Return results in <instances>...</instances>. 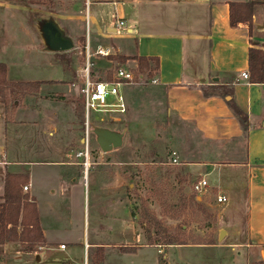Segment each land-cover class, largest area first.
I'll use <instances>...</instances> for the list:
<instances>
[{"label":"crops","instance_id":"0c3cea01","mask_svg":"<svg viewBox=\"0 0 264 264\" xmlns=\"http://www.w3.org/2000/svg\"><path fill=\"white\" fill-rule=\"evenodd\" d=\"M20 1L34 5L48 0ZM49 1L59 7V2L64 3L62 17L67 24L73 18L78 24L86 22L87 16L92 34L91 40H86L85 50L91 54L97 50L108 52L107 57L93 55L91 67L97 64L96 60L101 59L107 64L112 61L110 57L117 55V58L126 57L132 61L138 57L157 59V86L164 91L166 110L192 126L201 139L241 145L242 157L238 162L182 165L202 167V177L205 180L211 177L207 180L209 190L221 192L228 199L216 216V224L220 226L218 232H224L228 246L223 254L244 253L264 260V82L251 83L248 71L249 48L264 51V0ZM247 2L257 3L253 8L250 32L246 24L236 27L229 24L228 3ZM8 8L9 1L0 0V17L8 16ZM48 14L56 15L54 12ZM69 17H73L71 21H68ZM119 22L122 25L117 26ZM70 29L73 31L74 26ZM82 37L77 34L74 38L75 46L80 50L77 40ZM81 71L76 66L72 73L77 77ZM241 73H247L248 79H241ZM37 81L49 80L23 82ZM203 86L215 89L216 93L204 96ZM221 87L232 89L235 104L248 117L247 131L242 130L225 100L219 96ZM23 112L18 114V124L9 126L5 109L0 104V204L5 176L26 177L27 182L20 186L21 192L35 206L43 241L32 250L24 249L19 242L0 241V264H6L10 259L12 264H89L88 252L94 251L102 252V264H108L109 258L112 264H122L123 258H129V264H158V256L156 253L153 257L148 255L147 251L152 247L145 243L135 245L127 241L111 245L100 242L97 239L99 232L106 235L110 232L108 218H95V231L91 237L84 231V243L65 239L75 226V220L79 219L75 215L81 213L82 185L71 173L70 163L28 159L8 149L7 139H45L38 124L25 119L29 115L25 110ZM64 156L68 157L67 154ZM113 190L120 201L121 186ZM60 204L63 213L59 218ZM42 207L45 208L44 217ZM129 222L126 228L130 233L133 221L129 219L122 223L112 215V236L114 233V237H121L122 225ZM20 230L17 228V233ZM61 245L64 249H60ZM4 246L12 249H3ZM121 247L134 248V252L121 253ZM77 251L83 253V263L79 262Z\"/></svg>","mask_w":264,"mask_h":264},{"label":"rangeland","instance_id":"374dc122","mask_svg":"<svg viewBox=\"0 0 264 264\" xmlns=\"http://www.w3.org/2000/svg\"><path fill=\"white\" fill-rule=\"evenodd\" d=\"M59 3L60 7L49 0L35 2L34 5L20 0L9 1L8 16L0 17V64L6 68L5 80L12 83L49 81L43 82L46 85L42 88L40 86L37 93L25 96L12 94L0 85V104L5 109L9 126L18 124V114L25 110V114L29 115L25 119L36 122L45 138L7 139L9 150L37 161L70 163L71 173L82 185L81 213L75 215L79 217L76 220L80 221L75 220V226L71 227L65 239L84 243L85 234L91 237L95 231V218L103 217L110 219L111 228L107 235L99 232L97 239L100 242L111 245L127 241L135 245L153 243L148 245L152 249L147 254L153 257L156 253L158 264H264L263 259L244 253L223 254L228 246L225 245L224 237L218 239L220 226L216 224V216L223 207L213 206L216 190H209L203 198L196 197L200 204L195 203L191 183L202 178L203 168L182 165L238 162L242 157L241 145L218 144L201 139L192 126L166 110L161 87L148 84L149 80L144 77L138 79L136 61L120 56L124 59L122 63L114 59L119 57L117 55L110 57L112 61L107 64L99 59L94 67H90L92 80L100 78L111 81L118 69L135 70L136 78L134 85L123 87L125 114L118 120L115 117L89 119L90 138L85 156L86 149L82 140L86 119L80 88L84 80L86 40H91L92 27L85 21L78 24L73 17L68 18V21L73 18L70 25L65 23L62 17L64 3ZM49 12L56 15L51 16ZM49 21L72 41L74 48L71 51H45L38 26ZM71 25L74 26L73 31ZM77 34L83 35L77 40L81 50L75 46L74 38ZM79 51L81 54H78ZM92 63L93 57L90 58ZM76 66L82 70L77 77L72 73ZM155 77L156 72H153L152 79ZM94 127L123 132L121 148L101 153L91 133ZM155 157H163L166 163L174 158L178 165L153 163ZM38 176L39 173L35 174V177ZM207 180L210 181L211 177H207ZM118 185L121 186L120 201L113 190ZM144 206L150 218L145 226H141L140 212ZM62 208L60 204L59 218L63 213ZM41 211L44 217L45 208L42 207ZM112 215L122 223L132 220L133 229L130 233L126 228L129 222L122 225L121 237H114V233L112 236ZM146 230L150 231L149 236ZM84 231L87 232L84 234ZM59 237L62 238L61 235ZM168 239L185 244L164 245ZM3 249L12 248L4 246ZM78 253L77 258L83 263L84 255ZM128 259L123 258L121 263L129 264ZM88 262L102 264V252H88ZM107 263L112 264L111 258ZM6 264H12V260L6 261Z\"/></svg>","mask_w":264,"mask_h":264},{"label":"trees","instance_id":"16d2710c","mask_svg":"<svg viewBox=\"0 0 264 264\" xmlns=\"http://www.w3.org/2000/svg\"><path fill=\"white\" fill-rule=\"evenodd\" d=\"M12 1V0H7ZM257 3H228L229 9V24L231 27H236L238 24H246L249 32L251 30V18L253 8ZM117 61L124 62V59L114 58ZM137 62V69L139 74L146 73V78L151 80L153 72L158 71V60L155 58L138 57L134 59ZM248 71L249 81L254 84H261L264 82V51L256 48H249L248 50ZM6 68L0 64V85L8 89L10 93L25 96L27 94L37 93L40 86L45 84L43 82H19L12 83L5 80ZM220 97L225 100L226 105L232 112L233 116L239 123L243 131H247L248 117L241 111L234 102L232 89L221 87ZM204 96H212L215 94V89H208L202 87ZM228 98V99H226ZM82 100V98H81ZM83 103V100H82ZM153 163L167 164L163 157H155ZM183 180V179H182ZM179 179V181H182ZM27 182V178L12 176L7 174L5 176L4 194L2 203L0 204V241L19 242L24 249L30 248L32 250L43 241L42 233L38 224V217L33 203L28 202V198L22 195L21 185ZM195 203L198 205L200 202L196 201V196L193 194ZM133 216V214H131ZM141 226H145L149 221L150 214L146 206L140 212ZM17 228L21 229L17 233ZM150 231L146 230V235L149 236ZM149 239V237H148ZM153 243H147L152 245ZM164 245H184L185 243H174L172 239H168ZM214 245V243H206ZM32 245V246H31ZM121 252L132 253L134 248L121 247Z\"/></svg>","mask_w":264,"mask_h":264},{"label":"built area","instance_id":"2783aa9c","mask_svg":"<svg viewBox=\"0 0 264 264\" xmlns=\"http://www.w3.org/2000/svg\"><path fill=\"white\" fill-rule=\"evenodd\" d=\"M87 23V16H86ZM122 25L121 22L117 26ZM96 55L107 57L108 52L103 50H97ZM94 54V55H95ZM93 54H90L87 50L85 53V67L83 69V84L80 88V97L83 100V112L86 119L83 131V145L85 146L87 157V150L89 146L90 138V125L89 119L92 117H104L112 119L115 117V120H118L126 112V99L123 91L124 86L134 85L135 84V70L130 69H118L114 73L113 80L104 81V80H92L90 78V58ZM137 69V66H136ZM138 79L141 80L142 77L146 78L145 74H137ZM241 79L247 80V73H241ZM146 80H148L146 78ZM148 84L157 85L156 77L149 80ZM168 165H178L176 159L172 158L171 161L167 163ZM23 190H27V187H23ZM192 193L198 197L203 198L209 191V185L205 178H200L191 183ZM228 202L227 197L221 192H216L213 198V206L221 208L225 206ZM60 249H64V246L61 245Z\"/></svg>","mask_w":264,"mask_h":264},{"label":"water","instance_id":"95a60500","mask_svg":"<svg viewBox=\"0 0 264 264\" xmlns=\"http://www.w3.org/2000/svg\"><path fill=\"white\" fill-rule=\"evenodd\" d=\"M38 30L46 52L65 53L74 48L72 41L65 37L52 21L40 23ZM213 82L216 83L217 79H213ZM91 133L95 138L96 145L103 154L119 149L122 146L123 132L119 133L106 128L94 127ZM222 237H224L223 231L219 233L218 239L220 240Z\"/></svg>","mask_w":264,"mask_h":264}]
</instances>
